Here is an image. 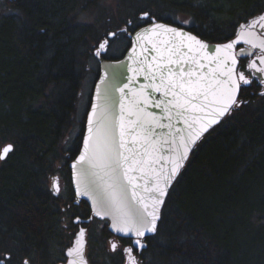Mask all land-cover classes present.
I'll use <instances>...</instances> for the list:
<instances>
[{
    "label": "trees",
    "instance_id": "16d2710c",
    "mask_svg": "<svg viewBox=\"0 0 264 264\" xmlns=\"http://www.w3.org/2000/svg\"><path fill=\"white\" fill-rule=\"evenodd\" d=\"M14 1L15 14L0 17V143L14 145L0 164V215L34 236L47 217L41 212L47 176L64 152L60 142L74 113L80 67L90 42L106 32L95 35L78 22L100 0ZM227 1L233 17L222 28L207 19L208 6L180 8L196 20L197 36L221 42L256 2ZM214 129L170 189L158 232L146 241L151 264H243L250 257L244 249L253 246L264 254V99L248 101Z\"/></svg>",
    "mask_w": 264,
    "mask_h": 264
},
{
    "label": "snow or ice",
    "instance_id": "6c2138e0",
    "mask_svg": "<svg viewBox=\"0 0 264 264\" xmlns=\"http://www.w3.org/2000/svg\"><path fill=\"white\" fill-rule=\"evenodd\" d=\"M149 21L148 27L135 31L130 19L119 30L132 41L129 58L135 65L127 66L132 73L127 83L112 85L120 93L119 112L106 89L102 103H93L88 113L83 149L71 165L76 194L92 201L93 214L110 217L114 232L135 237L123 249L127 264H139L132 255L134 248L143 249L145 235L158 232L162 206L198 141L246 103L239 99L241 88L256 77L237 72L232 50L238 43L259 49V54L241 49V55L255 56L247 68L261 74L264 85V13L241 24L236 40L215 48L196 35L158 23L148 12L138 17V22ZM119 33H107L93 55L101 56ZM121 75L114 73L113 79ZM141 78L144 82L137 87ZM13 151L11 143L0 147V160ZM52 188L54 195L59 194L55 178ZM85 231L80 228L75 246L68 249V264H84ZM110 247L116 251L118 245L113 242ZM10 260L11 254H5L0 264Z\"/></svg>",
    "mask_w": 264,
    "mask_h": 264
},
{
    "label": "flooded vegetation",
    "instance_id": "af4514ba",
    "mask_svg": "<svg viewBox=\"0 0 264 264\" xmlns=\"http://www.w3.org/2000/svg\"><path fill=\"white\" fill-rule=\"evenodd\" d=\"M3 5L8 13H0L1 15H13L15 14L14 0H2ZM253 6V7H250ZM248 11L242 12L240 18L237 19L236 24L233 25L232 32L228 34V37L223 40L227 41L237 36L239 26L245 24L253 17L264 13V0H256L250 5ZM252 8V9H251ZM190 17L191 15L187 14ZM146 23L140 22L136 25L135 29ZM172 25L179 28H184L192 33H201L193 26H187L179 21H172ZM131 31V26H129ZM127 36V33H126ZM128 40V38H127ZM129 45V40H128ZM127 45V47H128ZM108 49V48H107ZM241 49L245 53L251 51L259 54V49H251L250 45H246L243 42L238 43L235 46V52L240 53L237 57V72H243L246 78L253 79L251 85H244L241 88L239 99L248 103V101L256 102L264 99V96L260 95L261 91H264V85L260 83L261 74L254 73L247 68L250 60L255 59V56L241 55ZM122 54L115 58H120ZM115 56L103 55L105 59H111ZM259 63V61H257ZM97 77V76H96ZM245 103V104H246ZM82 139V138H81ZM81 141L79 142L80 149ZM77 146V139L70 144V147L66 148L64 152L60 153V162L57 163V169L54 170L48 177L51 180V184L47 185L46 203H42L41 212L47 215L46 219H42V225L39 233L24 231L18 229L16 226L7 223L6 214L0 215V257L5 254H11V260L8 264H24L25 260L29 261V264H68L71 259L67 255L68 249L72 246L77 233L80 228H85L84 247H83V260L84 264H127L124 248L130 246L132 239L123 238L111 234L108 230V222L106 220H99L95 216L91 215V210L88 203L83 199H77L72 187L71 182V170L70 162L75 158L78 151L73 154L75 147ZM4 160H0L3 162ZM56 179L59 186V194H53L52 188L53 179ZM48 209V212H47ZM1 223H4L3 225ZM2 225V226H1ZM148 238L145 239V242ZM108 243V248L104 243ZM116 243L118 248L116 251H112L110 244ZM145 250L139 251L134 248L132 255L136 258L139 264H145Z\"/></svg>",
    "mask_w": 264,
    "mask_h": 264
},
{
    "label": "rangeland",
    "instance_id": "374dc122",
    "mask_svg": "<svg viewBox=\"0 0 264 264\" xmlns=\"http://www.w3.org/2000/svg\"><path fill=\"white\" fill-rule=\"evenodd\" d=\"M179 6V7H178ZM200 7L208 6L207 19L212 25L223 27L225 22H228L233 17L230 9L232 8L227 0H100L95 8L83 11L78 15V22L80 24L89 25L94 31L95 35L100 36L96 41L90 42L89 56L82 63L80 67L81 81L78 96L75 102V109L72 115V120L68 128L66 129L60 147L64 151L70 147V144L74 142L83 129V120L86 111L89 106L91 92L93 84L98 72V62L95 59L93 52L98 46V42H101L107 37L109 32H117L126 27L127 21L132 20L133 24L138 22V17L142 12H150L152 16L162 19H169L171 21H179L184 25H195L194 17L186 16L187 13L183 12L180 7ZM9 10L4 7L3 1L0 0V13H8ZM156 15V16H155ZM187 21V23H184ZM128 40L126 33H119L115 38L110 40L108 49L106 50L107 56L119 57L123 50L127 47ZM5 144L0 143V147ZM57 160L54 164L57 169ZM49 176V175H48ZM47 176V185L51 184V180ZM162 242V240H160ZM159 241V242H160ZM104 245L108 248V243ZM247 254L250 257H246L243 260V264H255L256 260H262L260 263H264V254L257 249L256 246L250 249L245 248ZM152 252L146 251L145 260L146 264L152 263Z\"/></svg>",
    "mask_w": 264,
    "mask_h": 264
},
{
    "label": "water",
    "instance_id": "95a60500",
    "mask_svg": "<svg viewBox=\"0 0 264 264\" xmlns=\"http://www.w3.org/2000/svg\"><path fill=\"white\" fill-rule=\"evenodd\" d=\"M157 20V19H156ZM158 23H162V24H165L169 27H175L177 28L178 30H183V31H186V32H189L190 34L192 35H196L194 33H192L191 31L187 30V29H184V28H179L175 25H172L170 23H167V22H163L161 20H157ZM149 23H146L142 26H140L139 28L135 29V31H140L141 28H144V27H148L149 26ZM135 31L132 32V35L134 36L135 35ZM197 36V35H196ZM199 39H201L202 41H204L205 43L211 45L213 48H215L216 45H219V44H225V43H229L233 40H236L237 39V36L233 39H230V40H227V41H221V42H210V41H206L202 38H200L199 36H197ZM127 38L129 40V45L127 47V49L125 50L124 54L118 58V59H105L103 58V55L106 54V51L104 53L101 54V56L99 57H95V59L97 60L98 62V76L93 84V88H92V92H91V97H90V103H89V106H88V109H87V112L85 114V120H84V130H83V135H82V139H81V145H80V149L77 153V155L75 156V158L70 162V170H71V182H72V187H73V190H74V193H75V196L77 199H83L85 200L89 207H90V210H91V215L92 216H95L96 218H98L99 220H106L108 222V230L111 234L115 235V236H119V237H123V238H129V239H135V237H129V236H125L123 233H117V232H114L112 230V220L110 217H104V218H101L100 216H96L93 214V205H92V201L87 197V196H77L76 194V186H75V183H74V180H73V170H72V163L74 162V160L79 156L80 154V151L83 149V140H84V136L87 134V120H88V113L92 111V105L93 103H97V104H100L102 103V99L101 97L103 96L104 92L106 89L110 90L111 91V95H112V98L113 100L115 101V107H114V111L116 113L119 112V100H120V93L115 91L114 88L112 87V85H117V86H122L123 83H127V79L128 77H130L132 75L131 72L128 71V67L129 65L131 66H135L134 63H133V60L130 59V49L132 47V41L129 39L128 37V34H127ZM153 40H155L156 38L153 37L152 38ZM161 39H164V37H161ZM104 40V39H103ZM102 40V41H103ZM146 46L151 48V44L150 43H147L146 42ZM98 47V46H97ZM96 50V49H95ZM94 50V52H95ZM93 52V53H94ZM137 52H139V48L137 49ZM232 52L235 54V55H240V53H236L235 52V47L234 49L232 50ZM123 62V63H121ZM237 67V65H236ZM114 73H122L121 76H119V80H114L113 79V74ZM144 81L141 79H139L137 81V84L136 86L138 87L139 84L143 83ZM98 89H99V95H98ZM150 111H155L157 113H159V110L158 109H150ZM215 127V126H214ZM206 134V133H205ZM199 142V141H198ZM6 145V144H5ZM4 146V145H3ZM2 146V147H3ZM191 153V152H190ZM190 156V154H189ZM2 161V160H1ZM175 182V181H174ZM173 182V183H174ZM163 208V206H162ZM161 212H162V209H161ZM159 223V222H158ZM154 234H151V233H148L145 235V237L143 238V243L146 245L143 249H138L139 251H142L144 249L147 248V243L145 242V239L146 238H149L151 236H153ZM77 240V237L75 238L72 246L70 248H73L75 246V242ZM127 256L128 254L125 255V258H126V262H127ZM71 258V257H70Z\"/></svg>",
    "mask_w": 264,
    "mask_h": 264
}]
</instances>
